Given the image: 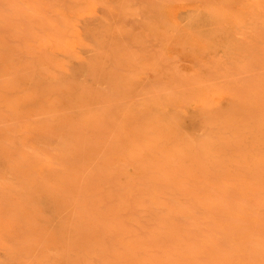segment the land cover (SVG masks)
Here are the masks:
<instances>
[{"label":"bare ground","instance_id":"1","mask_svg":"<svg viewBox=\"0 0 264 264\" xmlns=\"http://www.w3.org/2000/svg\"><path fill=\"white\" fill-rule=\"evenodd\" d=\"M262 190L264 0H0V264H264Z\"/></svg>","mask_w":264,"mask_h":264},{"label":"rangeland","instance_id":"2","mask_svg":"<svg viewBox=\"0 0 264 264\" xmlns=\"http://www.w3.org/2000/svg\"><path fill=\"white\" fill-rule=\"evenodd\" d=\"M215 176H216V177H215ZM214 177H215V181H217L218 176H217V175H214ZM212 182H214V181H212ZM212 182H211V183H212ZM231 189H232V190H231ZM225 190L228 192V193H226V191H224L228 196H229V194L231 193L230 195L234 194L233 196H235L236 198L239 197L238 195H235V194H238V193H237V189H236V187L232 186L231 188H226ZM262 192H264V191L262 190ZM227 195H226V196H227ZM228 198H229V202H230V200H231L232 198H234V197L230 196V197H227V199H228ZM236 198L234 199L235 201H236ZM237 200H238V199H237ZM227 201H228V200H227ZM235 201H233V202H235ZM257 201H258V200H257ZM231 202H232V201H231ZM231 202H230V203H231Z\"/></svg>","mask_w":264,"mask_h":264}]
</instances>
